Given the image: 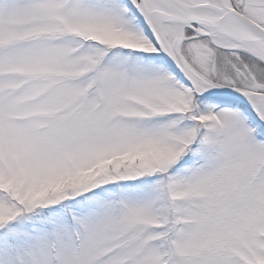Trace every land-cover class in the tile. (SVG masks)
<instances>
[{"label": "snow or ice", "instance_id": "6c2138e0", "mask_svg": "<svg viewBox=\"0 0 264 264\" xmlns=\"http://www.w3.org/2000/svg\"><path fill=\"white\" fill-rule=\"evenodd\" d=\"M0 264H264V0H0Z\"/></svg>", "mask_w": 264, "mask_h": 264}]
</instances>
